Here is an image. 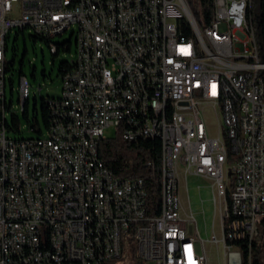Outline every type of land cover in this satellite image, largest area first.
Wrapping results in <instances>:
<instances>
[{
    "label": "built area",
    "instance_id": "2783aa9c",
    "mask_svg": "<svg viewBox=\"0 0 264 264\" xmlns=\"http://www.w3.org/2000/svg\"><path fill=\"white\" fill-rule=\"evenodd\" d=\"M174 2L188 3L195 22L185 23ZM211 2L0 0V101L14 30L49 40L78 34L62 94L48 98L56 143L8 137L0 105V264H105L122 256L129 234L142 264H207L195 218L184 212L182 176L213 187L223 237L211 241L224 244V264H247L253 242L264 254V62L254 0ZM29 88L22 76L20 95L30 98ZM207 110L219 111L217 130ZM111 126L127 141H161L158 215H148L143 179L117 178L100 158Z\"/></svg>",
    "mask_w": 264,
    "mask_h": 264
},
{
    "label": "rangeland",
    "instance_id": "374dc122",
    "mask_svg": "<svg viewBox=\"0 0 264 264\" xmlns=\"http://www.w3.org/2000/svg\"><path fill=\"white\" fill-rule=\"evenodd\" d=\"M17 31L14 30L8 40L7 58L8 61L15 60V64L14 69L6 73V101L9 104V109L6 110V119L11 124L13 115L20 117L21 133L8 130L7 135L10 138H36L39 136L32 131L31 125L23 116L25 106L20 95L21 71H23V76L28 79L30 84L27 108L29 120L32 123L38 117L43 136L46 137L48 128L43 121L42 99L61 96L63 81L60 65L64 61L73 62L75 60L78 34L76 29H72L63 36L54 38L53 42L57 44L72 42L71 51L61 50L60 54L54 57L49 44L42 40L34 41L35 34L29 29L25 31V35L19 34L16 40ZM73 31L75 32L73 33ZM11 81H13V86ZM206 118L211 130H217L221 122L219 111L216 116L215 111L207 110ZM119 134L115 126L105 130V136L109 139L116 138ZM180 193L185 215L193 214L200 240L205 242L207 264H224V244L222 241L219 244L211 241L213 235L221 240L223 230L221 207L218 201L215 204L214 191L210 181L200 176H182ZM123 245V256L117 259L114 264H132L130 262L132 248L129 240L125 237ZM148 264L154 263L149 262Z\"/></svg>",
    "mask_w": 264,
    "mask_h": 264
},
{
    "label": "trees",
    "instance_id": "16d2710c",
    "mask_svg": "<svg viewBox=\"0 0 264 264\" xmlns=\"http://www.w3.org/2000/svg\"><path fill=\"white\" fill-rule=\"evenodd\" d=\"M208 7L211 6V0H202ZM191 7V6H190ZM192 9V7H191ZM194 13V9H192ZM253 26L256 32V39L258 43L259 59L264 62V0H254L253 6ZM19 34L25 35V31L18 30L16 34V40ZM11 37V36H10ZM33 40H42L51 46L53 40L34 35ZM55 43V42H54ZM57 44V43H55ZM57 52L52 53L54 57H57L61 50L71 51L72 42H65L63 44H57ZM15 64V60H12ZM73 67V62L64 61L60 65V73L63 75L64 68ZM14 69V65L8 62L6 66V73ZM23 76V71H21ZM13 86V81H11ZM50 98V97H49ZM42 113L43 121L46 127L50 128L51 125V112L48 107V102L51 99H42ZM12 103V102H11ZM10 103V105H11ZM0 105L5 107V110L9 109V104L6 99L0 101ZM25 111L23 113L24 118L31 125L33 132H36L39 136L43 134L41 130L40 121L38 117L31 123L28 114V100L23 104ZM37 111V109H36ZM3 119V113L0 109V122ZM21 119L20 117L13 115L11 124L7 121L6 127L8 130L21 133L20 129ZM100 158L104 161V164L109 168L117 178H140L145 182V188L147 191V209L149 216H155L159 214L161 205L162 194V143L159 139H140L135 141H127L123 139L121 134L116 138L106 139L100 143L99 146ZM151 163V165H150ZM154 165V166H153ZM230 193V191H229ZM228 194V198H229ZM125 238L129 240L131 245V259L132 264H142L138 255V247L135 241L134 234L126 235ZM262 252V243L254 242L253 249H247V262L249 255L251 264H264V254ZM123 256V253H122ZM121 256V257H122ZM117 260L110 261L105 264H114Z\"/></svg>",
    "mask_w": 264,
    "mask_h": 264
},
{
    "label": "bare ground",
    "instance_id": "6f19581e",
    "mask_svg": "<svg viewBox=\"0 0 264 264\" xmlns=\"http://www.w3.org/2000/svg\"><path fill=\"white\" fill-rule=\"evenodd\" d=\"M174 11L177 13H183V19H185V23H194L195 22V14L193 13L191 7L186 2H174ZM187 34L189 36H196L195 24H187ZM29 96H21L23 104L28 100ZM48 107L51 112V118H55V102L49 100ZM47 143H56V120H51V125L48 130ZM122 227V220H114L113 221V230H120ZM254 243V242H253ZM249 255L247 264H251Z\"/></svg>",
    "mask_w": 264,
    "mask_h": 264
},
{
    "label": "water",
    "instance_id": "95a60500",
    "mask_svg": "<svg viewBox=\"0 0 264 264\" xmlns=\"http://www.w3.org/2000/svg\"><path fill=\"white\" fill-rule=\"evenodd\" d=\"M9 63L11 64V66H13L14 64L12 63V61H9Z\"/></svg>",
    "mask_w": 264,
    "mask_h": 264
}]
</instances>
